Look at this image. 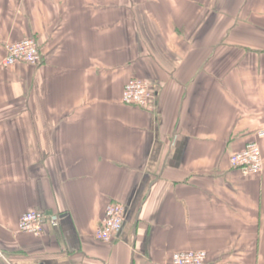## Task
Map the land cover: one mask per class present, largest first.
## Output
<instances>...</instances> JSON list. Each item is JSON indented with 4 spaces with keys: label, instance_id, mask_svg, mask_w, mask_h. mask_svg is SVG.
Here are the masks:
<instances>
[{
    "label": "crops",
    "instance_id": "obj_1",
    "mask_svg": "<svg viewBox=\"0 0 264 264\" xmlns=\"http://www.w3.org/2000/svg\"><path fill=\"white\" fill-rule=\"evenodd\" d=\"M26 37L41 62L0 65V264H264V166L229 161L264 130V0H0V64ZM132 76L155 107L122 102Z\"/></svg>",
    "mask_w": 264,
    "mask_h": 264
},
{
    "label": "built area",
    "instance_id": "obj_2",
    "mask_svg": "<svg viewBox=\"0 0 264 264\" xmlns=\"http://www.w3.org/2000/svg\"><path fill=\"white\" fill-rule=\"evenodd\" d=\"M6 54L1 61L2 68H12L17 64L38 65L42 54L38 41L33 37L10 41L5 45ZM122 102L142 107L153 108L156 105L154 86L149 79L132 76L124 85ZM264 130H259L247 144L230 155L229 161L233 169L239 170L244 177L259 174L263 170L264 158L260 139ZM126 206L120 203L110 204L96 230V238L102 242H111L122 230ZM47 216L38 209L23 213L19 219L18 231L36 236L44 232ZM205 250L187 249L176 251L171 256V264H205Z\"/></svg>",
    "mask_w": 264,
    "mask_h": 264
},
{
    "label": "trees",
    "instance_id": "obj_3",
    "mask_svg": "<svg viewBox=\"0 0 264 264\" xmlns=\"http://www.w3.org/2000/svg\"><path fill=\"white\" fill-rule=\"evenodd\" d=\"M36 39V38H35ZM39 44V43H38Z\"/></svg>",
    "mask_w": 264,
    "mask_h": 264
}]
</instances>
